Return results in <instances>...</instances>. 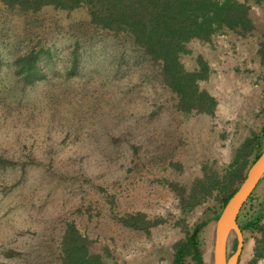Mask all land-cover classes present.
<instances>
[{
  "label": "rangeland",
  "instance_id": "obj_1",
  "mask_svg": "<svg viewBox=\"0 0 264 264\" xmlns=\"http://www.w3.org/2000/svg\"><path fill=\"white\" fill-rule=\"evenodd\" d=\"M248 3L251 34L193 39L180 56L187 70L198 58L207 64L199 87L216 100L210 114L178 110L138 54L115 73L124 44L88 26L84 8L24 12L0 2V264H59L67 222L108 264H173L175 246L210 218L198 234L208 264L224 194L200 184L238 168L236 188L264 145V0ZM30 51L44 74L34 84L15 73ZM72 52L79 63L69 76ZM263 198L264 177L238 224ZM135 214L147 229L120 220ZM242 235L238 264H264V233Z\"/></svg>",
  "mask_w": 264,
  "mask_h": 264
},
{
  "label": "trees",
  "instance_id": "obj_2",
  "mask_svg": "<svg viewBox=\"0 0 264 264\" xmlns=\"http://www.w3.org/2000/svg\"><path fill=\"white\" fill-rule=\"evenodd\" d=\"M249 1L0 0L5 6L24 12H37L45 6L65 11L84 8L88 16V26L110 38H118L124 44L121 48L120 60L112 66L117 68L123 63L122 59L126 57L129 62L136 59L130 54H138L144 63L151 66L152 73L157 72L161 84L175 95L178 110L185 113L195 110L210 114L216 106V100L199 87V81L208 76L207 64L198 58V68L187 70L180 56L188 52L187 43L193 39L209 42L215 35L226 31L241 36L251 34L255 26L249 14ZM251 1L259 2V0ZM262 36L261 53L264 54V29ZM126 43L128 45H125ZM14 63L15 73L24 83L34 84L44 78L38 65V54L33 51L17 56ZM78 63L79 54L72 52L69 76H72ZM119 69L117 68L115 73ZM262 137H264V129ZM263 147L264 145L259 142L256 144L257 152L250 165L257 159ZM238 170V168L231 170L220 181L211 178L200 184V192L204 194L210 193L213 189H219V192L224 194L220 210L213 215L215 221L237 188H232V182ZM193 192H197V189ZM252 197L253 192L239 212L237 222L240 221L245 205ZM195 203L194 201L189 206ZM263 219L264 198L257 204L255 210L245 214L241 224L238 225L241 231L256 229L264 233V225L261 223ZM120 220L124 225L133 228L147 229L149 226L143 214L126 215ZM209 220L210 218L197 223L187 238L175 246L173 264H183L187 256H190L195 264H203V259L206 262L207 253L202 259L198 249V234ZM233 243L236 244V240ZM89 245L90 240L78 230L75 223L67 222L59 241V264H108L100 254L92 252ZM254 251L255 260L259 252L256 247Z\"/></svg>",
  "mask_w": 264,
  "mask_h": 264
},
{
  "label": "water",
  "instance_id": "obj_3",
  "mask_svg": "<svg viewBox=\"0 0 264 264\" xmlns=\"http://www.w3.org/2000/svg\"><path fill=\"white\" fill-rule=\"evenodd\" d=\"M264 175V147L247 169L243 180L222 208L214 223L209 264H238L243 248V235L237 218L244 204ZM236 240V249L228 256V247Z\"/></svg>",
  "mask_w": 264,
  "mask_h": 264
},
{
  "label": "bare ground",
  "instance_id": "obj_4",
  "mask_svg": "<svg viewBox=\"0 0 264 264\" xmlns=\"http://www.w3.org/2000/svg\"><path fill=\"white\" fill-rule=\"evenodd\" d=\"M231 246H232V244L229 245L228 250H230ZM208 260H209V258H208ZM208 264H209V262H208Z\"/></svg>",
  "mask_w": 264,
  "mask_h": 264
},
{
  "label": "crops",
  "instance_id": "obj_5",
  "mask_svg": "<svg viewBox=\"0 0 264 264\" xmlns=\"http://www.w3.org/2000/svg\"><path fill=\"white\" fill-rule=\"evenodd\" d=\"M257 187V186H256Z\"/></svg>",
  "mask_w": 264,
  "mask_h": 264
}]
</instances>
